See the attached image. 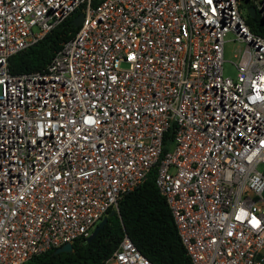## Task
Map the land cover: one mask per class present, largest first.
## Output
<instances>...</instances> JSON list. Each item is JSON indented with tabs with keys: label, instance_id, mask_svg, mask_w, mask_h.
<instances>
[{
	"label": "built area",
	"instance_id": "built-area-1",
	"mask_svg": "<svg viewBox=\"0 0 264 264\" xmlns=\"http://www.w3.org/2000/svg\"><path fill=\"white\" fill-rule=\"evenodd\" d=\"M249 4L264 20V0ZM244 8L0 0V264L87 239L153 168L193 264H264V23L253 31ZM77 10L43 70L10 72ZM101 264L154 263L124 234Z\"/></svg>",
	"mask_w": 264,
	"mask_h": 264
},
{
	"label": "trees",
	"instance_id": "trees-1",
	"mask_svg": "<svg viewBox=\"0 0 264 264\" xmlns=\"http://www.w3.org/2000/svg\"><path fill=\"white\" fill-rule=\"evenodd\" d=\"M80 12L77 10L42 39L12 55L10 72L43 70L61 43L74 36L78 26L73 20ZM248 22L253 31L262 30L257 16H248ZM111 211L114 209H109L107 214ZM124 234L154 264H193L180 240L169 205L155 185V168L141 185L119 201L118 210L90 241L73 242L72 252L54 253L55 248L50 249L23 264H101L117 248Z\"/></svg>",
	"mask_w": 264,
	"mask_h": 264
},
{
	"label": "rangeland",
	"instance_id": "rangeland-1",
	"mask_svg": "<svg viewBox=\"0 0 264 264\" xmlns=\"http://www.w3.org/2000/svg\"><path fill=\"white\" fill-rule=\"evenodd\" d=\"M242 12H243V16L246 18L247 23L249 25H251L248 22V16H250V15L246 11V9L244 8L242 10ZM256 16L260 20V14L258 11H257ZM251 22L255 24L254 21L251 20ZM235 38L236 37L233 33L230 32L227 34V36L225 38L226 41L224 43V52H223V59H224V61H223V75L224 76H230L232 78H234L236 76V68L234 65V62L237 59L236 55L238 53V50L243 47V43L237 41Z\"/></svg>",
	"mask_w": 264,
	"mask_h": 264
},
{
	"label": "water",
	"instance_id": "water-1",
	"mask_svg": "<svg viewBox=\"0 0 264 264\" xmlns=\"http://www.w3.org/2000/svg\"><path fill=\"white\" fill-rule=\"evenodd\" d=\"M241 3L245 6L246 11L251 17L256 16L257 11L256 9L249 4V0H241ZM83 13H79L73 20V24L75 26H79L83 21ZM261 23H264V20L261 18ZM116 211H111L110 214L105 215L102 220L94 227L92 233L88 236L87 241H90L97 233L98 231L104 226V224L107 222L108 217L112 216ZM73 246L71 243H64L61 246L54 249V253H60V252H72Z\"/></svg>",
	"mask_w": 264,
	"mask_h": 264
}]
</instances>
